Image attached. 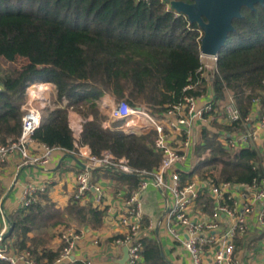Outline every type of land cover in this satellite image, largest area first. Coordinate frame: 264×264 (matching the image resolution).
I'll use <instances>...</instances> for the list:
<instances>
[{
    "label": "trees",
    "instance_id": "trees-1",
    "mask_svg": "<svg viewBox=\"0 0 264 264\" xmlns=\"http://www.w3.org/2000/svg\"><path fill=\"white\" fill-rule=\"evenodd\" d=\"M56 29L63 42L47 54L45 62L22 61L24 55L11 43L12 22L33 24L34 21ZM236 31L218 55L217 70L212 76L215 99L205 115L226 116L225 106L233 98L241 118L231 124L214 122L217 131L205 127L202 142L194 149L198 162L191 173L215 170L219 181L252 183L264 178L263 156L255 147L233 149L221 140L223 130H252L251 115L256 101L264 112V7L236 19ZM200 28L187 17L177 16L162 0H0V142L17 140L22 132L23 105L27 89L36 82L54 85L55 98L42 112L41 126L34 137L50 146L77 152V141L70 126V112H78L84 122L78 145H87L92 154L110 152L126 158L140 170L157 168L162 153L155 146L157 132L127 133L104 127L110 120L101 106L102 98L111 95L126 100L134 108L151 113L184 101L186 95H201L208 80L202 77ZM196 90H185L197 82ZM207 153L208 156L202 158ZM107 174L120 183L138 185V176L107 168ZM67 213L77 223L101 227L106 215L92 205L73 202ZM62 212L52 205L42 206L38 198L12 221L9 237H17L16 245L29 251L35 260L55 263L63 244L42 254L28 246V233L49 223H59ZM56 219V221H52ZM7 238V237H6ZM140 264H173L163 252L159 240L144 238ZM0 264H11L0 259ZM72 264H87L75 261Z\"/></svg>",
    "mask_w": 264,
    "mask_h": 264
},
{
    "label": "built area",
    "instance_id": "built-area-1",
    "mask_svg": "<svg viewBox=\"0 0 264 264\" xmlns=\"http://www.w3.org/2000/svg\"><path fill=\"white\" fill-rule=\"evenodd\" d=\"M202 36L203 34L201 38ZM204 57L213 58L216 72L218 55L208 56L201 52V60ZM199 71L202 77L210 79L204 72V63ZM200 81L191 82L185 90H196ZM50 91L51 87L46 82H36L28 87V98L22 107L24 115L21 135L7 144L0 142V165L5 164L14 154H20L25 162L40 165L50 163L58 153L76 155L77 152L50 146L34 137L36 130L41 126L44 108L52 103ZM203 93L198 96L186 95L183 102L170 105L157 113H151L141 107L134 108L124 99L112 105L101 101L102 107L109 109L110 122L125 121L135 114L144 115L152 129L157 132L154 146L162 153L159 166L151 171L137 169L126 158H116L108 151L100 156L90 154L87 160L81 163L82 170L75 176V200L86 198L87 194L94 190L97 192V203L102 201L104 193L102 187L92 181L94 169L115 168L125 174L138 176V185L131 186L127 183L117 191L121 201L119 208L114 209L115 221L121 229V236L115 239V243L127 247L128 264H140L144 260L145 211L142 197L151 185L159 189L166 199L163 225L171 239L184 247L192 264H241L236 254L237 237L247 233L252 223L264 229V178L255 179L252 183L219 181L215 170L195 173L187 178L181 175L183 166L187 168L189 149L194 146V122L206 117L205 114L212 110V102L215 99L213 95L211 101L201 103ZM225 112L224 121L228 124L241 118L231 96L225 106ZM246 120H251V115ZM259 126L264 129V112L259 119ZM74 128L76 132L82 131L83 124ZM257 137L256 130L229 136L224 133L221 136L224 144L233 149L243 148V144L256 140ZM188 167L189 170L186 171L191 173L195 162ZM39 190L44 188L27 185L21 197V208L36 201ZM149 228H152L151 225ZM5 234V230L0 233V259L11 264H19L21 259L30 264H40L30 259L29 251L13 250L4 237ZM59 237L63 249L55 263L70 262L80 235L75 227L63 226L59 230Z\"/></svg>",
    "mask_w": 264,
    "mask_h": 264
},
{
    "label": "crops",
    "instance_id": "crops-1",
    "mask_svg": "<svg viewBox=\"0 0 264 264\" xmlns=\"http://www.w3.org/2000/svg\"><path fill=\"white\" fill-rule=\"evenodd\" d=\"M212 76L208 80L206 90L203 93L201 103L211 101L214 95L212 88ZM51 87V95H55L54 85L46 82ZM110 105L115 103V99L111 95L102 98ZM261 103L256 101L251 112V120L253 121L252 130H256L257 139L243 144L241 147H255L261 155H264V129L259 126V119L263 114L261 111ZM109 114V109H106ZM142 115V114H141ZM140 115L133 116L128 120L121 121L116 127L127 133H141L152 129L149 122ZM139 118V119H138ZM70 125L76 139L78 150L76 155L71 156L70 153H58L46 165H40L31 162H25L20 154H14L5 163L0 165V233L5 230L8 232L11 228L12 221L17 219L21 211V197L27 185H36L44 190L38 192V202L42 206L52 205L54 210L62 212L61 219L58 224L49 223L36 231L28 233V246L35 247L40 254L46 249H58L61 245L59 230L63 226H73L78 231L80 237L77 241V247L73 253L72 260L62 261L54 264H72L75 261L90 262L91 264H128L127 247L117 245L115 239L121 236V229L115 221V211L120 205V198L117 195L125 184L120 183L114 177L107 174V168L98 167L92 172V181L103 189V198L100 203L96 202L97 192L91 190L87 197L78 200L81 205H92L100 210H105L106 215L101 227H92L91 225H81L73 220L67 213V208L75 202V176L80 172L82 164L92 154L91 148L87 145H78V140L82 131H75L74 127L83 124L82 116L71 111L69 114ZM214 122L228 124L224 121L221 114H211L194 122V146L189 149L187 156V168L183 166L181 173H187L188 165L194 163L195 146L202 142V131L205 127L212 131H217ZM104 127L114 128L112 122L105 121ZM218 131L223 135L226 133L234 135L238 133L233 131L229 134L223 130ZM221 135V136H222ZM222 140V138H221ZM224 143V142H223ZM190 173V172H189ZM145 211L144 221V238L157 239L163 247L166 258L173 264H192L184 247L175 240L171 239L167 229L163 225V216L166 209V199L164 194L150 186L142 197ZM56 221V219L52 220ZM151 225L152 228H149ZM149 226V227H148ZM7 241L11 244L13 250L23 252L16 245L17 237L7 236ZM236 254L241 260V264H264V229L258 228L255 224H251L249 231L239 235L236 240ZM30 259L35 257L30 255ZM39 262V261H37ZM47 264L46 259L44 263ZM19 264H30L27 260L21 259Z\"/></svg>",
    "mask_w": 264,
    "mask_h": 264
},
{
    "label": "water",
    "instance_id": "water-1",
    "mask_svg": "<svg viewBox=\"0 0 264 264\" xmlns=\"http://www.w3.org/2000/svg\"><path fill=\"white\" fill-rule=\"evenodd\" d=\"M168 2L173 10L186 15L190 23H195L201 28L203 32L201 52L208 56L219 55L230 33L236 31L233 21L234 18L242 17L240 11L242 5L254 8L255 2L264 4V0H195L193 3L172 0ZM78 162L81 164L80 161ZM11 231L12 228L4 237L9 236Z\"/></svg>",
    "mask_w": 264,
    "mask_h": 264
},
{
    "label": "rangeland",
    "instance_id": "rangeland-1",
    "mask_svg": "<svg viewBox=\"0 0 264 264\" xmlns=\"http://www.w3.org/2000/svg\"><path fill=\"white\" fill-rule=\"evenodd\" d=\"M8 25L14 27L15 32L12 34L11 43L5 45V48L18 49V51L24 55V59H22L23 62L30 61L36 64H42L45 62L47 54L56 49V47L63 42L62 37L56 29L36 20L31 25L20 22H12ZM202 60L204 63V72L210 78L215 74L214 60L211 57H204ZM54 98L55 95L53 94L52 101ZM136 115L143 117L141 114H135L134 116ZM206 156H208L207 153H204L202 158ZM194 159L196 164L199 156H195Z\"/></svg>",
    "mask_w": 264,
    "mask_h": 264
},
{
    "label": "flooded vegetation",
    "instance_id": "flooded-vegetation-1",
    "mask_svg": "<svg viewBox=\"0 0 264 264\" xmlns=\"http://www.w3.org/2000/svg\"><path fill=\"white\" fill-rule=\"evenodd\" d=\"M162 1L166 3L168 10H170V11H174L175 14H177V12L171 8L170 3L168 2V1H172V0H162ZM180 1H183V2H185V3H193V2H195V0H180ZM253 6H254V8H253V7H250V6H247V5H242V6H241V9H240L241 14H242V17H240V18H234L233 23L235 22L236 19H242V18L247 17V13H248V12H258V10L260 9V7H264V4H262V3H260V2H255V3L253 4ZM177 15H178V16L182 15V16H184V17H187L186 15H184V14H182V13H178ZM203 18H206V17L203 16ZM199 28H200V27H199ZM200 31L202 32L201 28H200ZM202 34H203V32H202Z\"/></svg>",
    "mask_w": 264,
    "mask_h": 264
}]
</instances>
